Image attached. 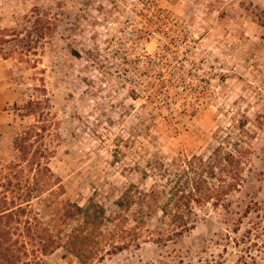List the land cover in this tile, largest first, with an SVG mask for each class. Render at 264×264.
Instances as JSON below:
<instances>
[{
  "label": "rangeland",
  "instance_id": "rangeland-1",
  "mask_svg": "<svg viewBox=\"0 0 264 264\" xmlns=\"http://www.w3.org/2000/svg\"><path fill=\"white\" fill-rule=\"evenodd\" d=\"M166 47L177 55L170 72L185 83L157 108L141 87ZM162 108L189 116L175 137L143 139L142 113ZM29 128L28 157L36 152L43 171L19 163L17 188L8 167ZM219 146L247 152L241 186L207 215L196 209L195 229L173 235L157 208L165 198L155 206L143 196L163 183L136 169L145 167L137 153L170 165L179 153L206 159ZM36 180L41 196L23 204V185ZM128 188L130 209H119ZM89 198L110 219L98 246L124 248L93 264H264V0H0V200L25 208L11 226L19 264H79L63 249L43 256L41 234L27 238L23 226L42 223L63 237L77 224L64 215Z\"/></svg>",
  "mask_w": 264,
  "mask_h": 264
},
{
  "label": "trees",
  "instance_id": "trees-1",
  "mask_svg": "<svg viewBox=\"0 0 264 264\" xmlns=\"http://www.w3.org/2000/svg\"><path fill=\"white\" fill-rule=\"evenodd\" d=\"M158 56L164 60L163 66L155 70L154 78L149 81L142 90L148 92V99H151L153 104L157 106H167L166 101L168 98L178 95L177 88L185 83V78L180 76L179 73H171L170 65L172 62H177V55L172 52L169 47H166L162 54ZM140 64V60H137ZM133 69L137 68L134 67ZM137 92V88L135 89ZM150 90V92H149ZM145 92V91H143ZM132 98L134 93H132ZM161 99V101H160ZM163 109V108H162ZM161 109V110H162ZM161 112L160 110L153 113H142L140 124L136 126L142 138L152 141H157V135H167V138L175 137L177 135V126L182 124L183 118L187 117L186 113H177L173 111ZM191 116V115H190ZM147 120H152L150 126L145 124ZM153 129L156 135H151L150 130ZM31 128L24 131L23 135L19 136L15 141L16 151L19 152L18 159L10 162L9 170L12 172L13 180H16V187H22V177L24 170L20 169L19 163L28 164L30 169L36 166V171L42 173L40 165L37 163L36 152L28 157L27 142L30 137ZM131 136L132 133H129ZM116 142H121L124 147L132 143L131 139L124 141L117 138ZM113 152L114 160H119L124 155L120 149ZM235 153L225 150L222 146L215 148L206 159L199 156L184 157L179 153V156L171 161L170 165L162 163V157L158 153L150 154L146 149H142L138 156L145 162L144 169L136 165V169L141 171L143 177L146 179L150 173L154 174L163 183L154 186L149 193L143 194L145 198L152 199L155 206L157 205V197L165 198V201L159 208L163 218H170L175 229L171 231L173 235H181L185 232L195 229L197 223V214L195 210L207 215V206L218 207L222 204L226 197L234 191H238L243 179H241V167L244 165L242 162L245 157V150L234 149ZM247 153V152H246ZM118 162V161H116ZM49 172V169L45 167ZM165 180V183L164 181ZM5 190H10L14 185L11 180L6 181ZM23 204L28 205L31 201L32 194L40 195L43 190L42 185L38 180L32 186L26 181L23 185ZM126 189L123 193V198L119 199L115 204L119 209L129 210L132 198L128 197ZM41 196V195H40ZM39 196V197H40ZM159 198V197H158ZM12 208H7L5 200H0V264H19L20 262V246L18 241L12 239L11 226L14 217L18 213L25 214V208L21 205H14ZM143 210L140 208L134 215H140ZM67 218L77 220L76 226L67 235L60 237V233L55 236L47 226L42 223L33 225L26 221L23 229L25 237L30 238L31 234L35 233L40 235L41 246L40 252L43 256L49 255L55 250L63 249L65 254L78 260L79 264H93L94 261H103L102 254L111 255L116 251H123L124 248L112 246L110 251L99 247V237L104 235L103 227L105 222H109L103 207L96 203L93 198H89L84 207L78 205L74 206L73 211H67L64 215ZM112 222V220H111ZM21 248L23 246L21 245Z\"/></svg>",
  "mask_w": 264,
  "mask_h": 264
}]
</instances>
